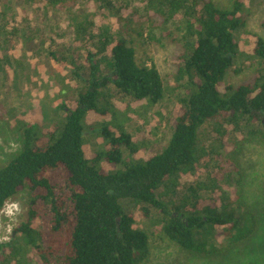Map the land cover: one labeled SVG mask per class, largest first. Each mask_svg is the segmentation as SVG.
<instances>
[{
  "label": "trees",
  "instance_id": "obj_1",
  "mask_svg": "<svg viewBox=\"0 0 264 264\" xmlns=\"http://www.w3.org/2000/svg\"><path fill=\"white\" fill-rule=\"evenodd\" d=\"M25 1L31 6L22 11L66 15L67 39L62 48L49 44V62H39L59 98L48 104L53 115L20 128L22 149L0 169V210L20 191L28 193L25 221L10 241H0V264L10 250L18 259V238L37 264H143L153 230L137 227L138 217L203 257L257 239L259 221L246 204L242 175L234 181L230 167L204 164L198 139L201 126L222 119L226 128H216L222 144L230 128L243 127L249 138L264 141L263 36L246 32L261 68L236 86L224 84L240 54L237 36L246 27L250 1L229 0L227 7L212 0ZM79 3L83 9H75ZM156 17L182 25V51L173 64L183 91L165 146L139 157L135 137L121 122L124 110L118 117L110 99L113 91L154 105L165 95L156 64L136 57V39ZM1 35L0 72L15 55L11 35L0 27ZM87 137H99L102 145L91 151Z\"/></svg>",
  "mask_w": 264,
  "mask_h": 264
},
{
  "label": "rangeland",
  "instance_id": "obj_2",
  "mask_svg": "<svg viewBox=\"0 0 264 264\" xmlns=\"http://www.w3.org/2000/svg\"><path fill=\"white\" fill-rule=\"evenodd\" d=\"M115 1L128 4L129 0ZM212 1L219 7L229 5V0ZM249 1L246 27L237 36L241 42L240 54L233 69L226 74L224 84L236 86L251 78L261 68L259 58L249 49L246 32L264 37V0ZM139 2L140 0H131L132 5ZM29 4L31 3L25 0H0V27L6 30L15 42V55H11V64L0 72V169L22 149L23 137L20 128H32L34 120L46 122L54 111L49 110L48 104H57L59 101V98L52 95L53 84L50 79L46 80L43 66L39 62H49V44L62 48L63 39H67V35L62 33L66 26V15L61 11H54L56 17L49 18L43 9L37 12L22 11L29 8ZM79 8L83 9L84 6L81 3L76 4L75 9ZM140 14H144L143 7ZM14 28L20 29L15 31ZM148 32L153 33L151 40H146L148 37L145 39ZM182 32L179 22H162L156 17L145 23V37L138 36L136 39L138 61L155 63L165 79V95L158 103L151 105L144 101L135 102L112 91L111 111L117 112L119 117L121 110H124L121 122L135 137L139 146V157L160 150L171 135L172 121L179 109L178 97L183 91V88L178 86L184 80L175 81L176 68L173 64L182 51ZM2 37L1 35L0 38ZM9 42L11 44V40ZM221 120H210L199 128V145L204 150L201 160L204 164L207 162L212 165L214 161H218L230 167L234 173V181L242 175L241 188L246 204L259 221L257 239L255 237L237 248L203 257L180 248L166 238L159 228L154 229V225H150L148 220L138 217L137 227L153 230L152 237H149L148 258L143 264H264V141L249 138V127H243L242 130L230 128L226 136L227 144L224 145L220 141L221 132L216 130L220 124L226 128L225 122L222 123ZM85 141L86 145L92 148L91 151L102 145L99 137H87ZM27 210L26 190L20 191L5 202L0 210V241L8 242L12 239L13 229L25 221ZM18 240L21 245L18 259L8 255L10 250L6 256L9 258L3 264L14 260H18L16 264H37L34 251L30 246L24 245L21 239Z\"/></svg>",
  "mask_w": 264,
  "mask_h": 264
},
{
  "label": "water",
  "instance_id": "obj_3",
  "mask_svg": "<svg viewBox=\"0 0 264 264\" xmlns=\"http://www.w3.org/2000/svg\"><path fill=\"white\" fill-rule=\"evenodd\" d=\"M263 122H264V120H263Z\"/></svg>",
  "mask_w": 264,
  "mask_h": 264
}]
</instances>
